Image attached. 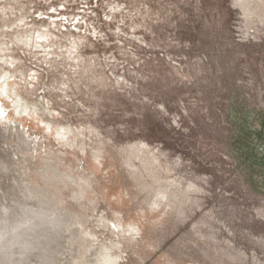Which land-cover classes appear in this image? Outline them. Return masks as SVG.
Here are the masks:
<instances>
[{
    "label": "rangeland",
    "instance_id": "rangeland-1",
    "mask_svg": "<svg viewBox=\"0 0 264 264\" xmlns=\"http://www.w3.org/2000/svg\"><path fill=\"white\" fill-rule=\"evenodd\" d=\"M0 264H264V0H0Z\"/></svg>",
    "mask_w": 264,
    "mask_h": 264
}]
</instances>
